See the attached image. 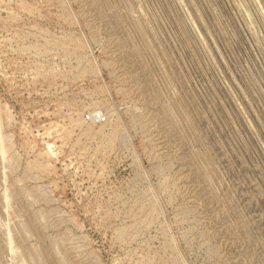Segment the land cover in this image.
I'll return each instance as SVG.
<instances>
[{"label":"rangeland","instance_id":"obj_1","mask_svg":"<svg viewBox=\"0 0 264 264\" xmlns=\"http://www.w3.org/2000/svg\"><path fill=\"white\" fill-rule=\"evenodd\" d=\"M0 264H264V0H0Z\"/></svg>","mask_w":264,"mask_h":264},{"label":"built area","instance_id":"obj_2","mask_svg":"<svg viewBox=\"0 0 264 264\" xmlns=\"http://www.w3.org/2000/svg\"><path fill=\"white\" fill-rule=\"evenodd\" d=\"M94 118H95V120H97V121L101 120V117H99V116H94Z\"/></svg>","mask_w":264,"mask_h":264}]
</instances>
